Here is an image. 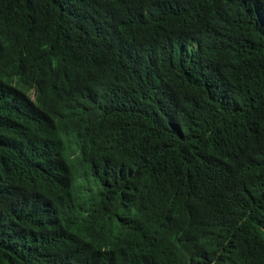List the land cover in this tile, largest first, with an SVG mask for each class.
I'll use <instances>...</instances> for the list:
<instances>
[{
    "label": "trees",
    "instance_id": "obj_1",
    "mask_svg": "<svg viewBox=\"0 0 264 264\" xmlns=\"http://www.w3.org/2000/svg\"><path fill=\"white\" fill-rule=\"evenodd\" d=\"M0 264H264V0H0Z\"/></svg>",
    "mask_w": 264,
    "mask_h": 264
},
{
    "label": "rangeland",
    "instance_id": "obj_2",
    "mask_svg": "<svg viewBox=\"0 0 264 264\" xmlns=\"http://www.w3.org/2000/svg\"><path fill=\"white\" fill-rule=\"evenodd\" d=\"M79 178H81V176H79ZM84 180V179H83Z\"/></svg>",
    "mask_w": 264,
    "mask_h": 264
}]
</instances>
